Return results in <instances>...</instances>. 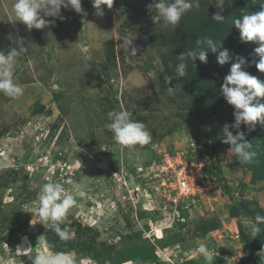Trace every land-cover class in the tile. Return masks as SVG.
<instances>
[{
    "label": "rangeland",
    "instance_id": "1",
    "mask_svg": "<svg viewBox=\"0 0 264 264\" xmlns=\"http://www.w3.org/2000/svg\"><path fill=\"white\" fill-rule=\"evenodd\" d=\"M200 2L220 4L0 0V264L264 261L251 247L264 237V181L237 145L252 131L219 124L241 105L214 112L200 89L174 83L152 40L179 4ZM240 14L261 22L264 6ZM178 158L193 190L182 199L165 170L149 179ZM146 253L152 262H135Z\"/></svg>",
    "mask_w": 264,
    "mask_h": 264
},
{
    "label": "trees",
    "instance_id": "2",
    "mask_svg": "<svg viewBox=\"0 0 264 264\" xmlns=\"http://www.w3.org/2000/svg\"><path fill=\"white\" fill-rule=\"evenodd\" d=\"M263 6L264 0H220L218 10L210 13L202 2L192 11L179 4L169 27L154 34L155 39L152 36L153 43L166 51L160 54V60L174 83L189 85L195 91L200 89L209 96L214 112L222 111L224 106L232 109L236 103L237 114L241 105L243 112L238 119L233 116L219 124L229 129L241 120L251 129V135L240 139L237 145L240 152L247 145L245 153L249 160L255 161L249 167L260 174L261 181H264V20L259 22L254 17L251 22H242L240 11L255 12ZM147 7L137 11L144 25L151 14ZM229 34L238 40L231 39L228 45L224 37ZM253 49L258 51L254 56ZM256 86L254 97L251 91ZM255 217L264 231V211L258 210ZM59 234L55 229L54 236ZM241 242L246 241L242 238ZM257 245L251 247L264 252V237ZM259 257L253 255V264H264ZM145 258L135 262L153 261L149 253Z\"/></svg>",
    "mask_w": 264,
    "mask_h": 264
},
{
    "label": "built area",
    "instance_id": "3",
    "mask_svg": "<svg viewBox=\"0 0 264 264\" xmlns=\"http://www.w3.org/2000/svg\"><path fill=\"white\" fill-rule=\"evenodd\" d=\"M178 162L174 163V166H169L168 162H163L162 165H158V167L154 166L152 173L150 174V178L152 179V175L157 174L160 176L158 172H162L165 170V175H169V177L166 178V183L176 191L175 195L178 199H182L183 197L186 198L190 195H192V188L190 187V184L188 183V180H191L190 173H186L185 170L187 167H184L182 161L180 158H178ZM168 166V167H167ZM168 168L171 169V171H168ZM174 177L175 180L172 178ZM165 183V181H164ZM162 185L163 182H162Z\"/></svg>",
    "mask_w": 264,
    "mask_h": 264
},
{
    "label": "bare ground",
    "instance_id": "4",
    "mask_svg": "<svg viewBox=\"0 0 264 264\" xmlns=\"http://www.w3.org/2000/svg\"><path fill=\"white\" fill-rule=\"evenodd\" d=\"M157 235H159L158 239H161L162 233L159 230L157 231Z\"/></svg>",
    "mask_w": 264,
    "mask_h": 264
},
{
    "label": "clouds",
    "instance_id": "5",
    "mask_svg": "<svg viewBox=\"0 0 264 264\" xmlns=\"http://www.w3.org/2000/svg\"><path fill=\"white\" fill-rule=\"evenodd\" d=\"M26 254V253H25ZM25 254H23V255H25Z\"/></svg>",
    "mask_w": 264,
    "mask_h": 264
}]
</instances>
